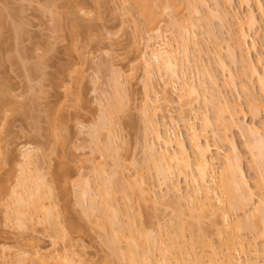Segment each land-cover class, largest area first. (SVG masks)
<instances>
[{"label": "rangeland", "instance_id": "374dc122", "mask_svg": "<svg viewBox=\"0 0 264 264\" xmlns=\"http://www.w3.org/2000/svg\"><path fill=\"white\" fill-rule=\"evenodd\" d=\"M202 1H206V4L211 7H213V2H215L214 0ZM123 3V0H0V264H10L13 262L14 253L18 249L16 238H18V234L20 235V230L17 226L15 227V223L14 225L12 221L6 219L10 218L7 217V214L8 216L10 215L8 212L11 209L9 210V208L13 209L12 202L14 200L12 199H14V193L12 191L17 187L19 182L18 177H21L19 176L21 174L20 166L23 165L21 153L25 151L24 149H32L35 152L34 154L37 155L35 156L36 159L40 161L39 163L36 160L38 162L37 165L41 170L43 169L41 173L44 172V178L54 189L52 199L53 201L55 199L56 218L59 217L58 222L61 223L60 227L68 234L67 238L72 239L76 244L78 256L81 257L79 260H76V264H105V260L108 259L107 257L113 258V255H111L112 249L109 248L108 250V245L106 243L102 244L103 241L100 240V235H97V232H94V230L90 231L87 229L89 221L85 219V217L83 218L82 206L79 203L80 201H78L77 191L80 192L81 190H77V188L75 190L74 184L78 181L79 175H84L86 172H88L86 173L88 175L89 172L93 171L92 167H97L101 162L106 163L105 167L109 172L117 171L121 168L119 166L115 168V163H112L115 160L113 155H110L111 158L110 156L104 158V154L101 153L104 150L102 147L106 146L105 148H107L108 145V141L105 142L106 137L103 135L108 131L104 132L105 130H103V127L106 129L110 121L106 123L107 121L104 122L101 120H109L108 116L104 118L105 115H103L104 113L108 114V109L109 111L110 109H116L118 111L116 112L115 110L116 113H114L116 115L112 113L113 111H110L113 115H109L113 116V118L109 117L112 118L111 120L113 122L111 121L112 127H109L111 124L108 126L112 133H118L116 137L119 138L120 141L119 139L116 140L120 143L119 150H121V153L119 155L118 152L117 155H119L118 158L120 161L125 163H120V166L124 165L122 169H119L120 171H117V175L121 178L126 177V180H132L134 178V173L137 170L139 171L137 168H140V170L143 169V172L148 168V172H145V176H148L149 168L150 173L153 172L151 168L152 162L146 165L145 162L147 159L145 160L146 155L143 153L147 145L146 142L149 143L153 140L152 136L144 132L145 124H143L144 118L142 110L146 107L145 99L148 91L147 87H145V81L147 83L145 79L147 78L144 72L142 52H144L145 46H147L145 40H148L147 38L150 37L149 35H153L155 31L148 29L146 24H144V18L141 17V12L136 9L137 6L131 4L134 5L131 7L129 3L126 5ZM125 6H127V10H125ZM133 7L136 8L132 10ZM200 9L202 12V21L199 23L196 19L197 17H195L194 20H197L200 25L199 31L201 35H199V37L201 39V45L205 48L210 47V50H214V41L212 40L213 42L211 43L212 38H208V32H210L211 34L214 33L215 37L218 36V40H220L221 43L231 42L233 46L234 41L230 40L229 34L227 33L228 25H223L216 20H211V22L208 18L206 19L207 21L204 20V17L208 15V13H206L208 12L207 8L202 6ZM249 9H252L257 17H261V12L255 0H250L249 4L241 5L237 3L232 12H234L239 19L242 18L244 22V18L247 17ZM130 10L132 11L130 12ZM135 10H138V13ZM188 10L184 8V12L182 11L180 15L184 14V17H188ZM56 16L61 18L59 19ZM181 16H167V18H164L165 21L161 22L159 26V28L162 29L160 31L164 32H162L165 34L164 36L167 37L168 41L172 46L174 45L175 48L180 46L184 39L181 38L184 31L180 32V28L182 31V28L185 27L179 24ZM75 18H77L79 21L78 23H80V27H75L77 31H74V28L71 26L72 20ZM55 19H59V22H62L61 25L60 23L57 25ZM177 20H179V23ZM235 22L236 21L233 22L234 25L232 29L236 33L239 23L236 22L235 25ZM181 23L183 22L181 21ZM54 24L56 27L61 26L60 28L57 27L61 32L55 28ZM220 24L225 28L222 29L223 27ZM64 25L68 26L65 27ZM70 29H73V31ZM207 30L209 31L207 32ZM251 33L252 39L257 43V48L256 50H252L249 56L253 59V62L256 63L260 72H263L264 62L261 61L264 57L262 56V59L261 55H264V29H258ZM180 38L182 39L181 41ZM221 46L224 47L223 50H221L222 58L224 61L226 60L227 65L229 63L228 67H231L230 69L236 72V90L231 88L229 84L228 87L225 88L227 82H225L224 85L222 84L226 76L223 79L224 74L221 72L220 68H218L214 53L208 55L203 54L201 57L202 63L210 66L212 74L214 73V75L218 77V81L223 85L221 86L219 83L222 87L220 90H224L227 93L226 95L228 100H230L231 106L232 104L235 105V111L237 109L236 122H246L248 124L255 123L256 125H260L261 122H264V112L260 111L259 114H253L254 112L252 113L248 106V96L243 93L240 88L243 82L256 92L258 98L262 96L255 78L250 77L249 72H247L249 68L247 69L248 63L245 60H247L248 57H246L244 51L234 46L239 63L237 62L238 64L231 65V60H229V56L227 55V45L221 44ZM206 51L208 50L206 49ZM229 52L228 50V53ZM245 68L247 70H245ZM200 69L197 71L199 72L198 75L193 74L196 83L199 82V80L203 81V79H205L203 82H206V79H209L205 78L207 75L204 77L205 73H201ZM156 75L153 76L154 85L156 84L162 87V81H160L159 77H156ZM209 81L205 84L210 87L212 83L209 84ZM120 82L122 84H120ZM178 85L177 91L180 93L181 84L178 82ZM117 86H119L118 88L120 89H118ZM160 89L163 90L162 88ZM117 90L120 91L118 92ZM169 91H171L170 88L168 89V92ZM116 93H120L117 98L116 96L118 94L116 95ZM148 95L149 97H154V93ZM173 97L175 99L173 102L174 104L172 103L167 109L171 111L174 117L178 118L182 104L177 99L178 95L174 94ZM120 100L122 103H120ZM118 101L121 105L117 104ZM112 105H114V109ZM162 105V108L167 110L165 104L162 103ZM218 105L219 104L212 103L208 106L213 120L217 118V115H220L219 106L223 107V105ZM223 109H226V107H223ZM104 110H106V112ZM227 110L228 109H226L224 115L225 123H220L218 125L220 128L217 126L219 129L218 133L222 136L221 139L228 137V139L230 138L237 143L250 186L256 193V197H258L260 193L263 192L261 187H259L260 182L257 181L259 180L258 177L261 166L258 165L257 162H254L247 153L245 140L240 135L237 126L230 123L231 120L229 116H227ZM231 110L233 111V109ZM221 114L223 115L224 113ZM158 116L161 119V113L160 115L158 113ZM158 116H156V119L159 118ZM53 118L56 120H54L55 122ZM101 121L107 126H103V123L100 125ZM198 121L197 126L199 127V125H201V120ZM212 122L217 123L216 120ZM108 127L107 130H109ZM94 129H100V136H98L100 138L103 136L99 144L96 142L98 145L93 140L94 133L92 131H95ZM174 131L189 144L188 132H186L181 122L179 123V127ZM105 135L108 134L106 133ZM211 137L212 136H210V142L214 144L215 140ZM224 141L222 140L221 142L224 143ZM103 142H105V144H102ZM216 143H218V141ZM220 145L226 152L230 150L229 146L226 144ZM90 158L92 162L88 160ZM105 159L107 161H105ZM107 162L109 165H107ZM141 166L145 167L141 168ZM90 167L91 169H89ZM118 172H121V175L118 174ZM90 176L91 175H89V177ZM84 177L88 178L86 175H84ZM92 177V179H89L91 182L92 180L94 182V176ZM66 179H68L67 182H65ZM93 182L91 184H93ZM257 182L259 183L258 185ZM183 183L184 182L181 183L182 189L185 188ZM256 185L258 188H256ZM155 189L156 191L154 190L153 194H158L155 196L160 198L164 191L161 192V190H159L160 188L156 186ZM184 190H186V188ZM17 191L22 190L18 189ZM118 198L119 200L117 201L121 202L120 206H122L120 208L128 215L126 213L128 211H125L126 202L122 201L120 195H118L117 199ZM133 198L135 199V197H132V200ZM134 201L130 202L134 207H132V211L131 208H129V212H132V217H130L133 221V226L138 227V229L144 228L146 231L152 230L153 232H158V230L160 231L161 229L163 234H167L171 231L174 232L172 234L173 236H171L174 237L175 234V237L178 238V234L176 236V230L179 228L178 226L181 225L183 218L187 221L189 220L188 222L195 221H193V219H188L189 217H183L182 215L181 218V211L176 208L177 206H174L175 210L170 207L173 211L170 209H163V207H161V209H154L155 207L145 202L144 204L141 200L135 199ZM123 202H125V204ZM186 205L187 207L189 206L188 204ZM187 207H184L183 212L187 211L185 214L191 211ZM246 209L243 213L242 210H232L230 214L231 216L233 215L232 218L234 219L239 218V220H244L246 212H250V208ZM126 215L123 217V213L122 216L125 220L128 218ZM215 218L216 217H214V219ZM217 218L221 220L220 217L217 216ZM217 218L215 220L211 218V222L213 223L214 221L213 224L210 222L211 219H207L208 221L204 220L206 221L204 223H202L203 221L201 220V227H203L201 228V232L194 231V234V232L189 233V231L186 230L183 236L185 237V241L181 243V246L183 244L187 246L189 243L190 246H188L191 247V245L193 246L194 244L195 247L198 248L197 252L203 250L201 255L208 257L209 252L210 256H212V249L210 247L214 244L213 248L216 250L218 249L217 251L220 252L223 250V253L221 251L222 255L219 256L221 258H223L224 255L226 256L227 250L224 248V245L220 244L222 241V243L225 241L220 240L215 232L216 225L221 224H218L221 221ZM164 219L167 222L172 220L174 224L170 222V225L167 224L170 226L169 227L165 225L167 222H165ZM194 223H196V221ZM214 224L215 226H213ZM90 225L93 226L94 224L92 225L91 223ZM75 226H79V229L80 227L81 229H76L77 231L73 232V227L76 228ZM91 226L90 228L92 229ZM166 227L169 228L167 229ZM169 229L170 231H168ZM110 230L111 229H109V231ZM195 230L200 231V229ZM245 231L242 233L243 236L252 242V233L249 230ZM49 232L50 233H41V235H39V232L37 233L39 236L34 233L30 234V231H26V235L25 232L23 233L25 241H31L33 237H38L41 239L40 244H42L43 248L46 247L45 249L48 250H51V248L52 250H56L57 248L58 251L59 249L61 250L66 244L62 241L63 238H57L55 240L58 242L55 248L52 245L54 241L51 240L52 238L49 236L53 231ZM51 235H55L54 232ZM183 237H180L181 241H183ZM191 239L195 240V243H193ZM33 240L32 242L36 241ZM121 241L123 243L121 242L119 246L125 248V243L127 242H125L124 239ZM189 250H191L189 252H192L193 249L189 248ZM203 253L206 254L204 255ZM254 256L252 258L256 264H264V257L260 256L255 259ZM174 257L180 258L178 255ZM208 259L205 258V260ZM110 260L109 258V261H107L109 264L112 262H110ZM112 260L114 262L115 259ZM172 260L174 261V259ZM180 260V263L184 262L182 258H180ZM118 261L120 264L123 263L121 260H115V263L112 264H116V262L119 263ZM252 263L254 262L252 261Z\"/></svg>", "mask_w": 264, "mask_h": 264}, {"label": "bare ground", "instance_id": "6f19581e", "mask_svg": "<svg viewBox=\"0 0 264 264\" xmlns=\"http://www.w3.org/2000/svg\"><path fill=\"white\" fill-rule=\"evenodd\" d=\"M214 1V5L211 7L210 5L206 4V1L204 2L202 0H123L125 5L129 3L131 7L134 5L137 6V8L133 7L132 10H134V8L138 9L141 12V17L144 18L142 19L144 20V24H146L147 28L155 31L153 32V35H149L150 37L147 38L148 40H145L147 46H145L144 52H142L144 72L147 78L145 79L147 80V83L145 81V87H147L148 94L154 93V97H149L148 94L146 95V107H143L144 109L142 110V115L144 118L143 124H145L144 132H147V134L152 136L153 140L149 143L146 142L147 145L145 144V152L143 153L146 155H144L146 157L145 160L147 159L149 161L148 162L146 160L147 163L145 162V164L147 165L152 162L151 168L153 170H151L153 172L150 173L149 168V174L148 176H145V172H148V168H145L147 170H145V172H143V169H141V171L140 168H137L139 171L137 170L134 173V178L132 177V180L129 179L130 181L126 180V177L121 178L117 175V171L122 169L125 163L120 161L118 158L121 153V150H119L120 139L116 137L118 133H112L109 127H112L113 122L111 120L113 116L110 115H116L115 113L118 111L115 109V112V110L110 109L111 112L113 111V114H111L108 109V114L104 113L106 110H104V114H102L106 116H104V118H107L108 116L109 120H101L104 122L107 121L106 123L109 121L112 122L108 123V126L111 124L109 127L102 121L100 122V125L103 123V126H107L109 128V130H107V127L106 129L103 127V130H105L104 132L108 131L106 132L108 135H105L106 133L103 134L106 137L105 142L108 141V145L107 148H105L106 146L102 147L104 150L102 151L101 149V153L104 154V158H106V156L113 155L115 160L112 163H115V168L116 166L121 168H119L117 171L109 172L105 167L106 163L101 162V164H99L97 167H92L93 173L89 172L88 175L86 174L88 172L84 173V175H86L88 178L84 177V175H79L78 181H76L74 184L75 190L76 188L77 190H81L80 192L77 191L79 199L78 201H80L79 203L82 206L83 218L85 217V219L90 222L89 223L87 221V229L97 232V235H100V240L104 242H102V244L106 243L108 245V250L109 248L112 249L110 250L112 251L111 255H113V258L107 257L108 259L105 260L107 262L110 258V262L112 261L110 264L115 263V260H121L123 262L122 264H256L252 258L254 255L255 259L260 256L264 257L262 256L264 255V122H261L260 125H256L255 123L248 124L246 122L237 123V109L235 111V105L232 104L231 106L230 100H228L226 95L227 93L223 89L222 90L225 93L220 90L222 88L221 86H223L225 82H227L225 88H227L229 84L231 88L235 90L237 89V84L235 83V78H237L235 77L236 72L233 69L232 71L230 69L231 67H228L229 63L227 65L226 60L224 61L222 58L221 50H223L224 47H222L221 44L225 46L227 45L228 47V49H226L229 60H231V65L239 63L237 60L238 56L235 52V47H238V49L240 48L242 51H244V54L246 57H248V59L245 57L247 59L245 61H247V69H249L247 70L245 68V70L249 72L250 77L255 78L259 91L262 95L260 96L261 99L257 97V94L254 90L249 88L243 82V84L241 83L240 88L242 92L248 96V106L250 111L252 113L254 112L253 114H259L260 111L264 112V69H262L263 72H260L256 66V63H254L253 59H251L249 56L251 51L256 50L257 48V43L252 39L251 32H254L258 29H264V0H255L258 9L261 12V17H257L255 12L252 9H249L247 17L244 18V22L242 18V20L239 19V17H237V15L232 11L235 9V5L237 3L241 5L249 4L250 0ZM127 6H125V10H127ZM202 6H205L208 11L206 12L208 15H206L207 17H204V20L208 18L210 21L216 20L223 25H228L227 33L229 34L230 40L234 41L233 46L231 45V42L226 43L224 40L223 42L226 44L221 43V41L218 40L219 37L217 36V33V37H215L214 33L211 34L208 32L209 30H207L209 37H207L209 39L210 37L212 38L211 43L214 41V50H210V47L205 48L201 45V39L199 37L201 32L199 31L200 25L198 24V21L199 23L202 21V12L200 9ZM184 8L185 10L189 9L188 17H184V14H181L182 16L180 15L182 11L184 12ZM132 10H130V12ZM138 10L135 11L138 13ZM167 16H181L179 19L180 21L177 20V22L179 21L180 23H178L180 25L182 24V27L185 26L182 28V31L180 28V32L184 31L183 34L185 36L183 34L182 35L184 37L181 35V38L184 39L182 40L180 38L182 43L180 42L181 44L180 46H177V48H175L174 45H171L167 37L164 36V32L160 31L162 29L159 28L161 22H164V18H167ZM195 17H197L196 19L198 21L194 20ZM59 19H55L57 25H59V23L61 25L62 23L59 22ZM75 19L72 20L73 22L71 23V26L74 28V31H77L75 30V27H78L80 23H78L79 21L77 18ZM181 21L184 24L181 23ZM234 21L239 23V26L237 24L238 31H236V33L232 29ZM68 25L64 26L66 27ZM57 27L55 26L56 29L60 28L61 26L58 28ZM222 27V29L225 28L224 26ZM58 30L60 31V29ZM71 31H73V29ZM206 49L208 51H206ZM228 50L230 51L229 53ZM211 53L215 54L218 68H220L221 72L224 74L223 79L226 76L224 83H222L223 85L218 81V77H216L214 73L212 74L210 66L208 64L202 63L201 57L203 54L208 55ZM262 56L264 57V55H261V57ZM261 62H264V59ZM199 69L201 73H205V75L203 74L204 77L207 75L205 78H209L208 80L206 79V82H203L205 81L203 77V81L199 80L197 83L195 82L196 80L194 81L193 74L198 75L199 72L197 71ZM154 75L159 77L160 81H162V87L157 86L156 84V86L154 85ZM208 81L209 84L212 83L210 87L205 84ZM178 82L181 84L180 93L177 91V87L179 86ZM120 84L122 83L120 82ZM118 87L119 86H117V88ZM159 87L163 90H161ZM169 88L171 91L168 92ZM117 94L118 93H116V95ZM119 94L116 96V98L119 96ZM174 94L178 95L177 99L182 104L178 118L174 117L171 111L167 109L175 100L173 97ZM120 103H122L121 100ZM120 103L119 101L117 102V104L121 105ZM162 103L165 104V108L167 110L162 108ZM212 103L223 105L224 108L226 107V109H228L227 116H229V119L231 120V122L230 120L229 122L237 126L240 135L245 140V148L247 153L254 162H257L258 165L261 166L258 177L259 180H257L260 182V184L257 182V185L259 184V187H261L263 192L260 193L259 196L257 194L258 197H256V193L250 186L249 179L247 178L243 167L242 157L237 143L230 138L229 140L228 137H225L226 140L221 139L222 136L218 133V125L220 123H225L224 115L226 113V109H223V107L218 105L220 115H217V118H214L213 120L208 108V106ZM114 105H112L113 109ZM117 109L119 110L118 107ZM231 109H233V111ZM158 113L159 115L161 113V119L158 116ZM221 113L224 114L222 115ZM156 116L159 118L156 119ZM54 120L55 119L53 118V121ZM198 120H201V125H199V127L197 126V122H199ZM215 120L217 122H214L216 126L212 122ZM180 122L186 129V132H188L189 144H187V142L179 134H177V132L174 131L179 127ZM100 129H94L95 131H92L94 133L93 140L95 143L98 142V144L102 141L101 138L103 137H99ZM210 136L214 138V144H211ZM116 139H119V141ZM222 140H225L224 143L221 142ZM217 141L218 143L221 142L220 144H226L229 146L230 150L226 152L220 144L216 143ZM105 142L102 144H105ZM24 150L25 151L21 153L23 158V165L20 164L21 174L19 176L21 177H18L19 182L17 187H15V190L13 189L12 191L14 193V199H12L14 200L12 202L13 209L9 208V210L11 209L8 212L10 215L8 216L7 214V217L10 218L6 219L12 221L13 224L15 223V227L17 226V228L20 230V235L18 234V238H16L18 249L14 253V261L10 264H76V260H79L81 257L78 256L76 244L72 241V239L67 238L68 234L60 227L61 223L58 222L59 217L56 218L55 199L54 201L52 199L54 189L44 178V172H42L43 174L41 173L43 169L41 170L37 165V163H40V161L36 159L35 156L37 155L34 154L35 152L32 149ZM118 152L119 155H117ZM88 160L92 162L91 158ZM105 161L107 160L105 159ZM120 163L124 164L120 166ZM107 165H109L108 162ZM145 166H141V168ZM89 169H91V167ZM120 173L121 172H118V174ZM89 175L91 176L89 177ZM92 176H94L95 179V184L92 180L94 185L91 184L92 182L89 179H92ZM67 180L68 179H66L65 182H67ZM182 182H184L183 185H185L186 190H184L185 188L182 189ZM155 186L159 187L161 192L164 191L162 195L160 194V198L156 197L158 194H153L154 190L156 191ZM256 188H258V186ZM18 189H21L22 191H17ZM118 195L122 197V201L126 202V204L123 202L125 204V211L129 212V208H131L132 211V207L134 206H132L133 204L130 202L138 199L139 201L141 200V202L143 201V203L145 202L148 205H152L155 207L154 209H161V207H163V209L169 210L171 207L172 209L174 208L173 210H175V207L177 206L176 208L180 209L179 211H181V214L179 212L180 216H186V218L189 217L188 219H193V221L195 220L196 223H194L195 221L188 222L189 220L187 221L185 218H183L181 225H179V228L176 230V236L178 234V238L175 237L174 234L176 239L172 237L174 232H171L170 229L168 230L170 232L167 234H163L161 229L160 231L158 230V232H153L152 230L146 231L144 228L138 229V227L133 226V221L131 219L132 212H126L128 214L126 215L124 210L120 208L122 206H120L121 202L117 201L119 200V198L117 199ZM132 197H135V199L133 198L132 200ZM84 202L87 203L85 204ZM186 204L189 206L187 207ZM185 206L191 210L189 212L188 209V214H185L187 211L183 212ZM246 208H250V212L247 211L248 214L246 212L244 220L232 218L233 215L231 216L230 214L232 210H242L243 213L245 212ZM125 215L128 216V218L126 217V220L122 218V216L125 217ZM217 216L220 217L221 220L217 218ZM214 217L221 221L219 223V220L217 221L218 224H221L216 225L215 232L219 236L220 240L225 241L224 243H222V241L220 244L225 246L224 248L227 250L226 256L223 254L224 257L222 256L223 258H221L220 256L222 255L223 250H221L222 253L221 251H217L218 249L216 250L213 248V244V246L210 247L212 249V251L210 250L212 252V256H210L209 252V259L208 257H204L201 255L203 250L201 252L200 250L197 252L198 248L193 244L195 243V240L193 239H191L193 243H190L193 244L194 247L192 245L189 247V243L187 244V246L189 245L188 247L184 244L181 246V243H184L185 241V237L183 236L186 230L189 231V233H193L194 231L201 232V228H203L201 227V220L203 221L202 223H204L206 222L204 220H209L211 218L214 219ZM165 222L167 221L165 220ZM170 222L171 224L173 223L172 220H170L169 222L165 223V225L169 224ZM91 223L94 225L91 226ZM213 223L211 222V224ZM89 225L92 227V229ZM130 226H132L133 229ZM213 226H215V224ZM75 227L76 228L73 227L74 230L72 229L73 232L77 231L76 229H79V226ZM158 227L160 228L159 225ZM109 229L111 230L109 231ZM195 229H200V231ZM245 230H249L252 233V242L243 236L242 233ZM26 231H30V234L34 233L36 235H38L37 233L39 232V235H41V233L44 234L46 232L50 233L49 231H53L55 235H51L53 232L49 235L52 238L51 240L54 241H52V245L55 248L57 247L58 242L55 241L57 238H63L62 241H64L66 244L61 248V250L59 249V251L57 248L56 250H52V248L51 250H48L45 249L46 247H42V244H40L41 239L38 237H33V239L36 241L31 238V241H25L23 232H25L26 235ZM180 237H183V241L180 240ZM123 239L125 242H127L125 243V248L119 246L121 245V240ZM32 240L34 242H32ZM189 248L194 250H192L193 253L189 252L191 251ZM224 252L226 253L225 250ZM176 255L182 258L184 262L182 261L183 263H180V258L174 257ZM205 258L208 260H205ZM112 259H115L114 262ZM172 259H174V261ZM252 261L254 263H252ZM106 262L105 264H109V262ZM116 264H120V262H116Z\"/></svg>", "mask_w": 264, "mask_h": 264}]
</instances>
